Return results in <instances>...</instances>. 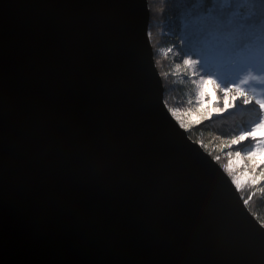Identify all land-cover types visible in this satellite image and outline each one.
I'll use <instances>...</instances> for the list:
<instances>
[{"label": "water", "instance_id": "water-1", "mask_svg": "<svg viewBox=\"0 0 264 264\" xmlns=\"http://www.w3.org/2000/svg\"><path fill=\"white\" fill-rule=\"evenodd\" d=\"M147 0H0V264H264V226L169 112Z\"/></svg>", "mask_w": 264, "mask_h": 264}, {"label": "rangeland", "instance_id": "rangeland-1", "mask_svg": "<svg viewBox=\"0 0 264 264\" xmlns=\"http://www.w3.org/2000/svg\"><path fill=\"white\" fill-rule=\"evenodd\" d=\"M154 7L151 3V11L158 19L160 11L153 10ZM175 23L176 20L171 30ZM148 37L151 46L161 37L170 39L155 48L157 57L172 63L167 71L169 77L183 87L182 99L177 100L169 91L164 95V102L174 119L223 168L240 194L249 185L264 186V174L251 167L253 160L264 163V72L253 71L247 62L234 70H224V79L217 80L211 72L203 73L202 68L184 54L178 36L164 29L163 22H152ZM156 60L158 62V58H154ZM240 108L243 109L238 111ZM246 119H250L249 123ZM216 124L228 126L219 128L221 133L212 130L215 136L203 133V127ZM231 128L237 130L231 132Z\"/></svg>", "mask_w": 264, "mask_h": 264}, {"label": "trees", "instance_id": "trees-1", "mask_svg": "<svg viewBox=\"0 0 264 264\" xmlns=\"http://www.w3.org/2000/svg\"><path fill=\"white\" fill-rule=\"evenodd\" d=\"M151 3L155 5L153 10L157 8L160 11L158 19L151 11ZM148 4L149 29L155 20L163 22L164 29L178 36L184 54L192 58L195 64L202 68L203 73L211 72L214 78L223 80L224 70H234L246 65L247 62L248 66L252 65L253 71L264 72V60L261 59L258 43L243 55L240 54L241 49L227 51L214 47L210 50L209 44L213 36L238 39L240 48H244L249 41L257 40L261 30L264 29V2L261 0H148ZM172 20H176V23L173 24L174 28L171 30L172 23H174ZM168 41L170 39L164 37L155 41V44H152L153 55L154 58H158V62L156 60L155 63L161 74L164 95L169 91L170 95L178 100L183 98V87L176 85L167 73L172 63L156 56L157 44L161 45ZM249 121L250 119L245 120L246 123ZM222 126L228 125H209L203 127L202 130L207 136H211L214 135L213 131L221 133L219 128ZM234 128L230 131L235 132L237 129ZM237 128H239L238 125ZM190 134L194 135L191 131ZM251 167L253 171L264 174L262 161H251ZM260 185H249L241 195L251 213L264 223V186Z\"/></svg>", "mask_w": 264, "mask_h": 264}, {"label": "snow or ice", "instance_id": "snow-or-ice-1", "mask_svg": "<svg viewBox=\"0 0 264 264\" xmlns=\"http://www.w3.org/2000/svg\"><path fill=\"white\" fill-rule=\"evenodd\" d=\"M264 2V0H261ZM258 43L259 53L261 59L264 60V29L261 30V33L257 40L249 41L244 48H240V41L234 38H219L213 36L212 40L209 41L210 50L214 47L223 48L227 51H233L236 49H241L240 54H245L246 51H250Z\"/></svg>", "mask_w": 264, "mask_h": 264}, {"label": "bare ground", "instance_id": "bare-ground-1", "mask_svg": "<svg viewBox=\"0 0 264 264\" xmlns=\"http://www.w3.org/2000/svg\"><path fill=\"white\" fill-rule=\"evenodd\" d=\"M239 108V107H238ZM243 108H240V110H238V111H241Z\"/></svg>", "mask_w": 264, "mask_h": 264}]
</instances>
